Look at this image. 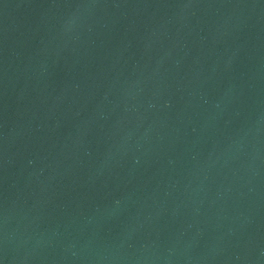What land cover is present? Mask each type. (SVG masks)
Returning a JSON list of instances; mask_svg holds the SVG:
<instances>
[{"label": "water", "instance_id": "water-1", "mask_svg": "<svg viewBox=\"0 0 264 264\" xmlns=\"http://www.w3.org/2000/svg\"><path fill=\"white\" fill-rule=\"evenodd\" d=\"M0 264H264V0H0Z\"/></svg>", "mask_w": 264, "mask_h": 264}]
</instances>
